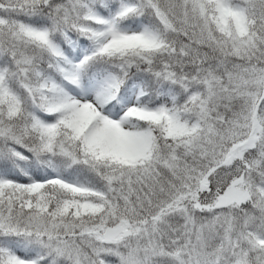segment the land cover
I'll use <instances>...</instances> for the list:
<instances>
[{
  "label": "snow or ice",
  "instance_id": "obj_1",
  "mask_svg": "<svg viewBox=\"0 0 264 264\" xmlns=\"http://www.w3.org/2000/svg\"><path fill=\"white\" fill-rule=\"evenodd\" d=\"M0 264H264V0H0Z\"/></svg>",
  "mask_w": 264,
  "mask_h": 264
}]
</instances>
